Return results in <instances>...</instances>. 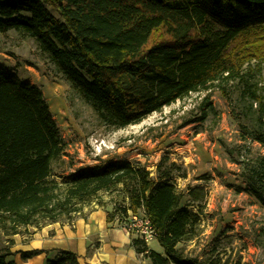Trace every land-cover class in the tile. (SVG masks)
<instances>
[{"label": "trees", "instance_id": "trees-1", "mask_svg": "<svg viewBox=\"0 0 264 264\" xmlns=\"http://www.w3.org/2000/svg\"><path fill=\"white\" fill-rule=\"evenodd\" d=\"M33 39L57 72L100 121L115 129L137 125L191 93L242 79L264 65V0H0V32ZM246 90L249 91L247 81ZM262 103V96L250 93ZM207 101V98L204 99ZM208 107L211 109L210 105ZM264 108V107H263ZM201 112L194 122L204 121ZM264 147V134H251ZM63 152L59 129L40 88L0 69V232L64 222L100 192L125 186L127 205L107 217L120 222L143 210L163 253L133 236L151 264H221L187 256L179 244L197 236L203 189L177 194L163 180L181 168L161 160L156 178L129 163L71 174L62 190L52 166ZM244 190L264 208V155L242 175ZM156 180L161 181L160 184ZM37 251L22 253L23 258ZM7 247L0 264H15ZM44 264H78L61 251Z\"/></svg>", "mask_w": 264, "mask_h": 264}, {"label": "rangeland", "instance_id": "rangeland-1", "mask_svg": "<svg viewBox=\"0 0 264 264\" xmlns=\"http://www.w3.org/2000/svg\"><path fill=\"white\" fill-rule=\"evenodd\" d=\"M0 69L12 70L42 91L63 141L62 156L52 166V179L62 190L71 174L110 163L145 168L155 179L167 157L181 169L163 183L172 184L177 194L205 192L200 204L188 207L197 212L199 206L201 218L197 238L179 245L183 253L201 255L202 260L218 258L224 264H264V208L244 190L242 178L264 155V147L251 137L264 134V65L258 69L252 61L242 69L241 80L214 83L124 129L103 124L38 44L22 33L0 32ZM250 93L262 96V103ZM204 111V121L194 122ZM92 201L122 209L127 191L118 186ZM9 245L0 232V248ZM149 245L162 252L156 241Z\"/></svg>", "mask_w": 264, "mask_h": 264}, {"label": "crops", "instance_id": "crops-1", "mask_svg": "<svg viewBox=\"0 0 264 264\" xmlns=\"http://www.w3.org/2000/svg\"><path fill=\"white\" fill-rule=\"evenodd\" d=\"M112 209L111 203L92 201L69 221L47 223L40 228L23 227L17 234L4 236L10 241L6 247L13 254L12 261L15 264H44L46 259H54L61 251H68L76 256L78 264H151L147 257L137 252L133 235L118 223V218L109 220L107 212ZM149 244L146 245L148 250L163 253L153 250ZM31 251L38 254L23 258L22 253ZM192 256L202 259L201 255ZM221 264H224L223 260Z\"/></svg>", "mask_w": 264, "mask_h": 264}, {"label": "built area", "instance_id": "built-area-1", "mask_svg": "<svg viewBox=\"0 0 264 264\" xmlns=\"http://www.w3.org/2000/svg\"><path fill=\"white\" fill-rule=\"evenodd\" d=\"M118 223L122 225L128 234L136 236L142 240L145 245H148L150 242L155 240V230L151 220L143 210H139L137 212L128 211L127 216L123 219V221L120 222L118 220Z\"/></svg>", "mask_w": 264, "mask_h": 264}]
</instances>
